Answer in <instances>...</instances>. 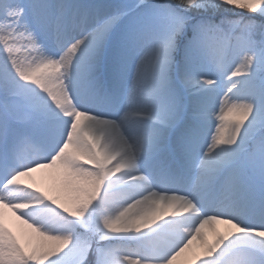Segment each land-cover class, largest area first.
Returning <instances> with one entry per match:
<instances>
[{"label": "snow or ice", "instance_id": "6c2138e0", "mask_svg": "<svg viewBox=\"0 0 264 264\" xmlns=\"http://www.w3.org/2000/svg\"><path fill=\"white\" fill-rule=\"evenodd\" d=\"M0 264H264V0H0Z\"/></svg>", "mask_w": 264, "mask_h": 264}, {"label": "rangeland", "instance_id": "374dc122", "mask_svg": "<svg viewBox=\"0 0 264 264\" xmlns=\"http://www.w3.org/2000/svg\"><path fill=\"white\" fill-rule=\"evenodd\" d=\"M39 175V174H37ZM45 190H47V185H44L43 186ZM8 216L10 217L11 216V213H8ZM14 228L15 230V227L16 226H13V225H10ZM216 227L221 231V232H224L226 230L225 226L223 224H217ZM204 231L206 232V234L208 235V239L209 241L213 240L214 239V234L211 232V230H209L207 227L204 229Z\"/></svg>", "mask_w": 264, "mask_h": 264}, {"label": "bare ground", "instance_id": "6f19581e", "mask_svg": "<svg viewBox=\"0 0 264 264\" xmlns=\"http://www.w3.org/2000/svg\"><path fill=\"white\" fill-rule=\"evenodd\" d=\"M18 223V222H17ZM13 226H16L15 224H13Z\"/></svg>", "mask_w": 264, "mask_h": 264}]
</instances>
